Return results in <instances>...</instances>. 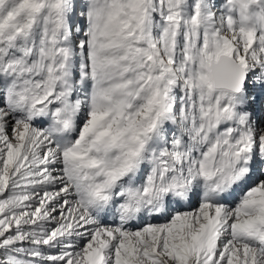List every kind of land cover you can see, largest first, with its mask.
I'll list each match as a JSON object with an SVG mask.
<instances>
[{"label":"snow or ice","instance_id":"1","mask_svg":"<svg viewBox=\"0 0 264 264\" xmlns=\"http://www.w3.org/2000/svg\"><path fill=\"white\" fill-rule=\"evenodd\" d=\"M0 264H264V0H0Z\"/></svg>","mask_w":264,"mask_h":264}]
</instances>
